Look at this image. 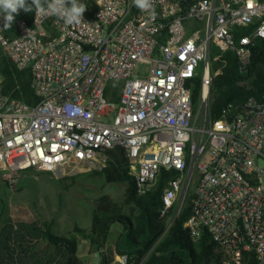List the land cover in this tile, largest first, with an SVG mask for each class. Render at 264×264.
<instances>
[{
  "label": "built area",
  "instance_id": "1",
  "mask_svg": "<svg viewBox=\"0 0 264 264\" xmlns=\"http://www.w3.org/2000/svg\"><path fill=\"white\" fill-rule=\"evenodd\" d=\"M78 2L79 24L34 10L8 35L0 16V46L31 71L38 97L5 94L0 80V182L13 188L26 169L102 167L105 151L122 146L140 194L163 168L176 171L162 214L175 218L195 185L186 225L208 229L220 264H243L249 252L264 264V100L210 116L212 56L231 51L250 63L264 40V0H151L149 10L133 0ZM112 264L126 262L116 254Z\"/></svg>",
  "mask_w": 264,
  "mask_h": 264
},
{
  "label": "trees",
  "instance_id": "2",
  "mask_svg": "<svg viewBox=\"0 0 264 264\" xmlns=\"http://www.w3.org/2000/svg\"><path fill=\"white\" fill-rule=\"evenodd\" d=\"M27 3L31 4V0H27ZM33 13L34 10L26 13L21 9L12 26L7 28V34L14 33L19 19L24 18L30 22ZM212 70L217 72L211 84L210 116L213 119L223 117L224 109L229 117L233 116L251 96L264 100V40L256 41L250 63L246 67L241 66L235 53L225 51L218 58L212 56ZM0 74L2 91L5 94L30 104L38 100L32 87L31 71L18 69L1 46ZM191 86L197 102L201 93L200 78L193 79ZM105 155V165L87 173L99 174L105 183H125L124 197L122 200H115L108 194H102L96 199L92 210L91 227L88 229L75 224L73 228L74 233L89 238L92 244L103 248L99 264H112L116 254L123 256L126 264L221 263L217 244L208 229L202 228L196 234L186 225L192 214L195 187L188 191L180 213L168 227L173 209L167 214L161 213L163 189L176 171L163 168L153 187L140 194L124 148L113 147L106 150ZM14 220V225H10L13 232L32 240L47 242V246L43 248V258L33 264L47 262L48 259L45 261L44 257L49 256L52 247L65 250V258L61 264H82L78 256V236L56 234L52 230L53 221L35 218L28 211H23L19 216L14 215ZM115 223H122L126 232L119 238L114 251L107 242L111 227ZM24 249L21 247V250ZM243 264H256L252 252L248 253Z\"/></svg>",
  "mask_w": 264,
  "mask_h": 264
},
{
  "label": "rangeland",
  "instance_id": "3",
  "mask_svg": "<svg viewBox=\"0 0 264 264\" xmlns=\"http://www.w3.org/2000/svg\"><path fill=\"white\" fill-rule=\"evenodd\" d=\"M0 80H2L1 74ZM98 168L101 167H72L65 173L63 170L26 169L20 172L15 187L11 188L0 183V229L7 220H12L15 210L28 211L35 218L53 221L52 230L59 235H71L75 224L89 229L96 199L102 194H108L115 200H122L126 187L125 183H105L99 174L87 173ZM193 187L195 185L190 190ZM173 220L174 218L169 220L168 227ZM125 232L122 223L112 225L107 244L114 251L119 238L121 235L124 236ZM77 236L79 239L78 256L82 264H99L102 248L92 244L89 238ZM0 237L2 264H18L13 257L16 250L21 247L25 249L28 247L30 250L39 249V246L34 245L30 238L13 232L9 224H7L6 232ZM35 256L41 259L38 252Z\"/></svg>",
  "mask_w": 264,
  "mask_h": 264
},
{
  "label": "clouds",
  "instance_id": "4",
  "mask_svg": "<svg viewBox=\"0 0 264 264\" xmlns=\"http://www.w3.org/2000/svg\"><path fill=\"white\" fill-rule=\"evenodd\" d=\"M45 3H42V0H31V4H28L27 0H0V16L4 18V27L12 26L21 9L26 13L35 10L38 16H57L68 25L79 24L86 10L78 0H45ZM133 3L140 10L151 8V0H133ZM260 34L264 35V28L260 30ZM261 180L264 182V176H261Z\"/></svg>",
  "mask_w": 264,
  "mask_h": 264
},
{
  "label": "crops",
  "instance_id": "5",
  "mask_svg": "<svg viewBox=\"0 0 264 264\" xmlns=\"http://www.w3.org/2000/svg\"><path fill=\"white\" fill-rule=\"evenodd\" d=\"M2 183V182H0ZM23 211H18V210H15V212L12 214V220H7L6 224H4L1 229H0V235L4 234L6 232V227H7V224L9 225H13L15 223V220H14V215L16 216H19L22 214ZM74 228V227H73ZM73 228H72V234L71 235H67V236H77L76 233L73 232ZM64 235V234H62ZM1 239V237H0ZM31 239V238H30ZM31 242L34 243V245H38L39 246V249H33V250H30L28 249V247L24 250H21V248L17 249L16 250V253H15V256L13 257L15 262H17L18 264H33L34 261L36 260H40L38 259L36 256H35V253L38 252L41 256V259L43 258V248H45V246H47V242L44 241V240H32L31 239ZM108 245V244H107ZM109 246V245H108ZM111 247V246H110ZM30 258V260L28 259ZM45 261L47 260V262L43 263V264H61L62 261L64 260L65 258V250L63 248H60V247H52L50 249V253H49V256H46L44 257Z\"/></svg>",
  "mask_w": 264,
  "mask_h": 264
}]
</instances>
